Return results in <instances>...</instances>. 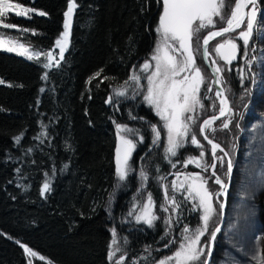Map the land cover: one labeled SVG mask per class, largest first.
<instances>
[{
  "label": "trees",
  "instance_id": "16d2710c",
  "mask_svg": "<svg viewBox=\"0 0 264 264\" xmlns=\"http://www.w3.org/2000/svg\"><path fill=\"white\" fill-rule=\"evenodd\" d=\"M13 2L47 15L25 19L9 14L6 22L18 27L0 28L26 50L41 52L40 57L29 60L0 51V80L3 81L0 83V264H102L108 257L111 238L101 232L99 223L107 218L114 221L124 245L120 257L126 264L133 261L142 264L144 260L154 263L170 256L181 241L184 225L193 229L198 223L197 213L190 211L192 206L187 201L176 196L182 202L179 222L173 216L168 236L164 235L166 226L160 214L151 228L123 223L129 208L127 199L137 188L133 177L124 183L129 185V191L121 192L113 206L109 204L116 187L112 163L114 125L139 127L145 138L141 145L145 151L149 145L148 128L142 122L151 121L152 115L144 109V119L136 102L106 101L152 50L161 1L74 0L77 7L73 10V26L63 59L55 56V41L64 31L68 0ZM259 5L264 9V0H260ZM24 28L28 31L18 30ZM49 51L53 53L54 63L45 69L42 64L47 62ZM199 63L211 79L201 59ZM248 69L244 70L246 80L240 94L233 92V99L229 96L235 112H240L249 101L252 71ZM97 72L100 76L89 82ZM45 73L48 79L42 80ZM104 77L109 79L104 80ZM41 88L45 89L43 93ZM222 124L217 123L216 127ZM239 131L233 125L227 131L207 135L222 147L225 136L228 145L224 150L230 153L236 146ZM22 132L24 135L17 144L14 137ZM41 132L46 135L40 136ZM37 136L39 139H34ZM199 140L202 143L201 138ZM158 163L154 161L153 168L157 166L162 170L163 166ZM215 171L226 180V175L218 168ZM245 178L251 180L249 176ZM46 180L50 181L51 191L41 197L40 188ZM155 200L158 210L162 198L158 196ZM240 202L239 207L247 204ZM109 206L114 209L110 208L108 213ZM239 211L242 208L232 209L231 216L236 218L237 224L228 230V244L238 240L244 244L250 239L249 234L241 230ZM219 219L211 230L219 224ZM211 230L200 242L204 248L200 264L206 257ZM2 236L25 245L42 261L29 258L20 247ZM220 238L216 240V250ZM169 240L175 243L165 248Z\"/></svg>",
  "mask_w": 264,
  "mask_h": 264
},
{
  "label": "snow or ice",
  "instance_id": "6c2138e0",
  "mask_svg": "<svg viewBox=\"0 0 264 264\" xmlns=\"http://www.w3.org/2000/svg\"><path fill=\"white\" fill-rule=\"evenodd\" d=\"M228 0H162V12L159 15L158 27L156 29L160 40H158L156 48L154 49L151 60L155 61L154 71L147 76V91L144 95V101H146L156 112V115L160 117L163 123V130H166V144L164 145L165 156L164 159L172 164V167H176V163H172L169 159L170 157H176L178 154V149L185 147V141L189 138V133L192 131V125L196 123V119L193 115H185L186 113H194L197 107L203 108L204 105L201 103L200 99V88L205 81V76L203 75L202 69L196 64V55L200 51L199 48L193 47V37L200 30L215 27L216 21L214 17H219L222 22L226 23L225 27L217 31H210L204 38L203 44L201 45L203 51L201 53L205 62H208L209 50L208 45L211 39L219 36H223L226 33L235 32L236 29H240L246 22V28L239 32L238 36L231 39H226L223 43L218 44L214 51L223 59L226 63L231 64V61L236 58L237 55V44L234 39H240L243 41L244 45V55L247 56L249 39L253 34L254 26L257 23V15L260 11L258 0H235L234 7L230 11V15L227 18L224 16V9ZM250 6V7H249ZM77 5L74 0H68L67 11L64 12V31L61 33L60 38L55 41L57 47H59V55L61 59L64 57V52L67 48L69 29L71 25V18L74 8ZM247 9V11H245ZM35 11L29 7L23 6L19 2H13V0H0V28L3 29H13L18 26L13 23L6 22V18L10 13H14L15 16H27L28 13ZM37 15L45 16L47 13L40 11ZM264 18V13L261 14ZM31 18V17H29ZM195 25V27H194ZM27 32L28 29H18ZM36 33L33 32V35ZM177 42L179 47H176L172 42ZM24 45L17 41L12 40L10 37H6L3 32H0V50L15 52L17 55H26L29 60L33 57H40L41 52H29L27 50L20 51L23 49ZM226 51H222L225 50ZM255 51V47L252 48ZM171 53H176L178 55H173ZM179 56V58H178ZM47 62L43 63L42 66L45 69L51 67L53 62V54L49 51L46 54ZM256 60L253 56L252 60L248 61L251 65L252 61ZM57 66L59 62H56ZM150 67L148 61L141 66V70H146ZM222 68L216 66V61H211V72L213 75L212 84L215 87V97L219 100L220 108L219 115H214L208 119H205L199 127V134L204 138L209 145H211L212 162L208 164L204 161L205 150L204 145L198 140L196 134L190 136V143L200 149L199 156H189L185 161V167L188 164H194L197 168H202L207 171L209 168L212 169L211 175L215 177L213 181L215 184L219 185L220 190L215 194L218 196H223L226 194L228 185L225 184L221 178L216 174L217 162L223 165V158L216 155L217 151L224 152V149L217 143L213 142V139L207 135V129H211L212 125L221 116H224L226 112L231 111L228 107L229 101L224 95L225 88L222 86L223 81L220 76ZM180 80L175 79L181 76ZM100 76V72H97L94 77ZM42 80H47L48 75L45 73L41 76ZM109 79L104 77V80ZM244 77L241 75V80ZM129 81L134 82L137 87H140V77L132 74L129 79L124 82L123 85H118L114 89V94L117 97H123L125 95V86L129 84ZM0 83H3L0 80ZM103 83V80L100 81ZM210 84L207 87V92L212 93L214 88ZM99 87V84H97ZM45 89L41 88L40 92H44ZM138 94V93H136ZM134 98V97H133ZM204 99H210L206 94ZM112 97L106 102H111ZM39 103V102H38ZM119 103V101H117ZM119 110V109H117ZM132 119L135 117L131 116ZM230 121H225L222 124L224 129L229 127ZM115 123V121H114ZM46 127V125H42ZM151 131L153 133L152 145L158 146L161 139V131L157 129L156 125L151 126ZM129 132L136 134L137 130L128 128L126 125L116 123V134H117V146L115 149V176L118 181H125L129 172L132 170L130 165V160L132 158V153L136 148V143L123 135V133ZM24 133L14 137L17 144ZM40 136H45L46 133L41 132ZM34 139H39V136L34 137ZM140 142H143V137H140ZM43 143V141H41ZM151 150V148H150ZM31 151V149H29ZM225 155L227 153L225 152ZM143 159V157L141 158ZM67 167V165H65ZM17 172L20 170L17 169ZM55 171V170H54ZM159 171V167H157ZM233 171V164L231 159L227 163V174L231 176ZM47 175V174H46ZM179 177L180 173H176ZM141 189L143 188L144 182L147 181V174L141 170ZM163 180L165 177H159ZM187 183V188L185 189V182ZM208 179L200 177L199 174L188 173L185 175V180L172 181V190L176 192L180 189L186 191L184 195V200L192 203V208L190 211L201 212L200 221L201 224L195 229H190V227L185 224L181 236L182 240L179 244L178 249L170 256L158 261V264H191V262L199 261L200 257L204 255V248L198 247L200 244V238L205 235L208 231L209 221L212 219L213 215L216 213V209L213 205V193L207 189ZM119 186V185H117ZM164 188V203L160 205L161 211L170 213L164 218L165 236H168L171 228L173 227L172 218L175 215L177 217V222H179V211L181 209V201H178L175 195L169 196L167 187L161 185ZM50 181H45L43 186L40 188L41 197L45 196V193L50 192ZM220 204L221 215L223 214L224 204L219 200L216 201ZM154 201L151 193H148L147 202L144 203L140 209V213L135 216L137 223L143 221L149 227L153 226V222L159 217L153 213ZM135 205L133 209L129 210L128 215L132 216L134 214ZM112 244L116 243V231L112 229ZM220 232V228L216 227L210 233V241H215L217 233ZM2 235V233H0ZM175 243V240H169L167 244L164 245L165 248L169 247L171 244ZM25 253H30L35 256L36 253L32 252L28 247L21 244ZM145 251H148L146 248ZM211 254V249H209V255ZM115 255L114 251H110L108 256L111 260ZM123 260V257H121ZM252 260L256 264H264V255L256 254L252 256ZM31 264V262H29ZM117 264H120L117 261ZM133 264H136L133 261ZM203 264H208L207 260Z\"/></svg>",
  "mask_w": 264,
  "mask_h": 264
},
{
  "label": "rangeland",
  "instance_id": "374dc122",
  "mask_svg": "<svg viewBox=\"0 0 264 264\" xmlns=\"http://www.w3.org/2000/svg\"><path fill=\"white\" fill-rule=\"evenodd\" d=\"M162 3V0H161ZM229 4L227 2L225 9H224V16L227 18L228 15H230V8ZM162 12V11H161ZM262 13H264V9L261 8L259 11V16L257 17V23L254 26V34L249 39V46L253 44L255 47L254 56L256 57V60L252 61L250 67L252 66V73L254 75L253 82H252V88H251V98L246 103L245 109H242L240 112L232 111L228 117L225 118L223 123L225 121L229 122V127L235 125L237 129H239L238 137L235 139L236 146L231 148V152L224 151L227 153L217 155L219 157L223 158V165L221 166L220 162H217L216 169L218 168L219 172L224 173L226 175V178L229 177L227 174V163L228 160L231 159L233 164V171H232V177H231V187L229 190V194L227 196V210L229 211L228 219H227V229L232 228L235 225V217H232V209H237V207L240 205V200H243L246 202L243 209L245 213H243L244 218L247 216V226L243 229V232H246L249 234L250 239L244 244H241L242 249L237 247V245H233V247H228L227 245V234L222 233L220 241L218 243V251L216 253V261H214L212 264H256L255 261L252 260V256L256 254L264 255V85L262 77L264 75V18H262ZM15 15L14 13H10ZM32 16H40L37 15V11H33L27 14V16H20L22 18H29ZM214 20L216 21L215 27H209L200 30L198 33H196L193 37V47L199 48L200 51L196 55V64L201 68L200 66V59H201V40L205 36L207 32H210L212 30L219 29L226 25L225 22H222L219 17H214ZM158 27V25H157ZM195 27V25H194ZM246 28V22L243 25V27L237 31L234 34L225 36L221 38L220 40L216 41L211 45L210 51H211V57L210 59L216 61V66L222 68V72L220 73V76L222 78V81L225 83H228L227 80L232 81L231 87L232 88H240L242 86H237L240 84V75L241 70L244 72L248 65V56L244 55V45L243 41L240 39H234V42L237 44V55L238 51L240 52V61L237 58L233 59L231 61V64L226 63L223 59L220 58V56L214 51L215 47L223 43L226 39L235 38L238 36L239 32L244 30ZM157 29V28H156ZM1 32V31H0ZM6 37H10L12 40L13 36L10 33L3 32ZM255 35V36H254ZM254 37V38H253ZM160 36H158L156 31V40L153 45L152 50L147 55V57L138 64L131 72L132 74H135L140 77V87H137V85L129 81V84L125 86V95L123 97H117L114 94V90L112 91V102L116 103L117 101H123L126 103L136 102V105L139 107V105H142L145 107V109L148 110V112L154 117L152 121H144L143 125H145L148 129L146 131L149 139V145L143 151L141 148L142 143L145 141L144 136H142V130L136 128L135 126H130V124H124L128 128L137 130L136 134L125 132L123 135L127 136L128 138L132 139L136 143V148L134 149L132 153V158L130 160L131 165V171L129 172L128 176L126 177L125 181L120 182L117 181V186L115 187V190L111 193L109 197V204L110 206L114 205L116 200L118 199L120 193L124 191H129L127 184L126 186L124 183L130 178L133 177V181L136 183V190L128 197L127 204L129 207L126 211V217L123 219V223L126 222L129 224H138L147 228L149 227L147 224H145L143 221L140 223H137L135 220V216L140 213V209L144 203L147 202V196L148 193L154 194L153 201L160 196L162 198V204L164 203V188L161 185H164L167 187L169 196L175 195V197H182L184 199V195H186V191L184 189H180L176 192H173L172 190V181H184L185 175L188 173L193 174H199L200 177L208 179L207 183V189L213 193L216 191V187L213 186L211 176L209 174V169L207 171H204L202 168H197L194 164H188L187 167H185V161L189 156H199L200 149L196 146L191 145L190 143V136L192 134H196L197 138L199 140L200 136L198 134L199 126L202 123V121L210 116H207L210 113H214L217 111V102L215 94L208 93L207 87L211 84V79L208 78V76L203 72V75L205 76L206 85H201L200 88V99L201 103L204 105V101L208 100L209 106L208 109L205 110V105L203 108L197 107L195 109L194 113H186L185 115H193L196 119V123L192 125V131L189 133V138L185 141V147L178 149V154L181 152L182 154L179 156L177 154L176 157H170L169 159L172 161V163H176V167L173 168L172 164L169 163L164 159L165 152H164V145L166 144V130H163V121L160 119L159 116L156 115L155 110L146 102L144 101V95L147 91V76L151 74L152 71H154L155 68V61L151 60V56L153 55L154 49L156 48L158 40H160ZM253 39V40H252ZM255 39V40H254ZM15 41V40H14ZM176 47H179L177 42H172ZM253 48V47H252ZM250 49V48H249ZM26 49H20V51H25ZM55 50L57 51L56 57L59 55V47H55ZM7 52L12 55H15L17 57L21 58H27L26 55H17L15 52ZM28 51V50H27ZM66 51V50H65ZM222 51H226L222 50ZM30 52V51H29ZM173 55H178L176 53H171ZM248 55L251 54V52L247 53ZM179 58V56H178ZM252 60V57H251ZM145 61H148L150 64V67L146 70H141V66L145 63ZM242 63V64H241ZM244 74V73H243ZM130 75V76H131ZM183 74L181 76L176 77L175 79L180 80L182 78ZM226 85V84H225ZM203 93H202V90ZM138 93V94H136ZM207 95L210 97V99H204V95ZM134 97V98H133ZM145 116L146 113L144 112ZM212 116V115H211ZM144 118V117H143ZM145 119V118H144ZM157 119V121L155 120ZM130 120V119H129ZM147 123V124H146ZM115 124V123H114ZM156 125L157 129L161 131V139L158 146L152 145V139H153V133L151 131V126ZM217 124H213L212 128L215 129V132H223L227 131V129H224L222 126L219 127ZM115 128V135H116V124L114 125ZM207 134L210 132H214L211 129H207ZM143 137V142H140V137ZM199 136V137H198ZM225 139V141H224ZM223 139V149L224 147H227L228 143L226 141V138L224 136ZM202 140V139H201ZM201 142V141H200ZM204 150H205V157L204 161L208 164H211L212 160L209 156L208 147L203 142ZM151 148V150H150ZM135 152H137L135 157ZM143 157V159H141ZM160 163H158V161ZM156 161V163L163 166L164 171L159 170L157 171L156 168H153L155 164L153 162ZM153 168V169H152ZM143 170L147 176L148 179L146 182H144L143 188L140 192H138V189H141V179H140V172ZM176 173H180L179 177L176 175ZM245 176H249L251 180H247ZM159 177H165V179L161 180ZM245 179L247 180L246 186H245ZM259 181V182H258ZM191 181L185 182V189L187 188V183H190ZM261 182V183H260ZM243 183V184H242ZM260 184V186H259ZM125 187H124V186ZM245 186V190L242 192V186ZM158 195V196H157ZM215 196H213V205L216 209V213L213 215L212 219L209 221L208 225V231L209 232L214 223H216L217 219H219V209L218 206L215 203ZM219 201H222L220 198ZM191 206L192 203L187 201ZM133 205H135L134 214L132 216L128 215L129 210L133 209ZM111 208V211L114 209V207ZM198 216V223L197 226L201 224L200 221V215L201 212L195 211ZM153 213L159 217V214L163 216L164 218L167 217L170 213H166L164 211H161V208L159 206L158 210L156 207V200L154 202L153 207ZM175 216V215H174ZM233 218V219H232ZM175 219V217H174ZM173 219V221H174ZM158 220V219H157ZM156 220V221H157ZM220 220V219H219ZM153 222L154 223L156 222ZM109 221V219H101L99 226L102 233L107 234L111 238V244H110V251H114L115 255L112 257V259H109V256L106 259L105 264H117V261L120 262V256L121 252L123 251L122 241L119 238L118 232L115 228V225ZM196 226V227H197ZM254 226L256 227L254 229ZM153 227V226H152ZM195 227V228H196ZM193 228V229H195ZM112 229H115L116 231V243L112 244L113 236H112ZM212 231V230H211ZM206 232V233H207ZM205 233V234H206ZM121 237V236H120ZM203 236L200 238V242ZM182 240V238H181ZM210 240V238H209ZM181 242V241H180ZM179 242V244H180ZM179 244L176 246V249L173 251V253L178 249ZM198 247H202L201 244L198 245ZM207 250V249H206ZM243 251V255L246 254V260L240 261L234 257L233 255L235 253H240L239 251ZM235 251V252H234ZM172 253V254H173ZM171 254V255H172ZM241 255V254H240ZM203 255L200 257L199 261L191 262V264H200L202 261ZM116 260V261H115ZM116 262V263H115ZM142 264H158L157 262L151 263L150 261L144 260ZM171 264H175V262H171Z\"/></svg>",
  "mask_w": 264,
  "mask_h": 264
},
{
  "label": "bare ground",
  "instance_id": "6f19581e",
  "mask_svg": "<svg viewBox=\"0 0 264 264\" xmlns=\"http://www.w3.org/2000/svg\"><path fill=\"white\" fill-rule=\"evenodd\" d=\"M161 1V0H160ZM234 1V3H235V0H233ZM234 3H233V5L231 6V7H229L230 8V11H231V9H232V7H234ZM258 3L260 4V0H258ZM250 7V6H249ZM259 7H260V9H261V6L259 5ZM228 9V8H227ZM161 11H162V3H161ZM245 11H247V9L245 10ZM259 13V12H258ZM161 14V13H160ZM259 16V14L257 15V17ZM244 25V24H243ZM243 25L241 26V28L243 27ZM72 26H73V21H72ZM226 26V25H225ZM225 26H223V27H225ZM222 28V27H221ZM221 28H219V29H221ZM240 28V29H241ZM219 29H216V30H212V31H217V30H219ZM240 29H236V31L235 32H231V33H229V34H226V35H223V36H220V37H217V38H215V39H213L210 43H209V45H208V50H209V58H208V62L210 63V65H211V61H212V59H210V57H211V51H210V47H211V45H213V43H215L216 41H218V40H220L221 38H223V37H225V36H228V35H231V34H234V33H236L237 31H239ZM71 30H72V28H71ZM209 32H207L206 34H205V36L208 34ZM70 34H71V31H70ZM253 34H254V31H253ZM204 36V37H205ZM255 36V35H254ZM203 37V38H204ZM69 38H70V35H69ZM254 38V37H253ZM253 40V39H252ZM255 40V39H254ZM69 41V40H68ZM202 41H203V39L201 40V43H200V45L202 44ZM252 47H253V44L251 45V47H248V53L249 52H251V54L250 55H248L247 54V56L249 57H253L254 56V51L252 50ZM250 48V49H249ZM67 49V48H66ZM53 54V53H52ZM59 57H60V55H59ZM61 58V57H60ZM237 58L239 59V61H240V52L238 51V55H237ZM143 61V60H142ZM201 61H202V59H201ZM53 64V63H52ZM202 64H203V62H202ZM242 64V63H241ZM204 66V65H203ZM205 67V66H204ZM207 70V69H206ZM249 71H252V66L250 67V65H249V69H248ZM243 73L244 72H242V70H241V75H243ZM210 75V74H209ZM241 75H240V80H239V82H240V84L239 85H237L238 87L239 86H243L244 85V81L246 80H241ZM243 77H244V75H243ZM253 77H254V75H253V73H251V88H252V82H253ZM211 78V77H210ZM262 80H263V85H264V75H263V77H262ZM227 82H229V80H227ZM205 84V83H204ZM203 84V85H204ZM211 84H212V78H211ZM212 86H213V84H212ZM224 88H225V93H224V95L227 97V99H228V101H229V108L231 109V111H229V113H228V115H230L231 114V112L233 111L232 110V108H231V100L229 99V96H230V98L231 99H233V92H237V93H239L240 94V88H232V87H229V88H226V85H225V82H223V85H222ZM214 88V87H213ZM251 88L249 89L250 90V94H249V100H250V98H251ZM213 93L215 94V89H214V91H213ZM216 102H217V107H218V109H217V111H216V113L215 114H213L212 116H214V115H218L219 114V108H220V104H219V100L216 98ZM245 107H246V104H245V106L243 107V109H245ZM228 115L226 116V117H228ZM212 116H210V117H212ZM225 117V118H226ZM208 118V117H207ZM225 118L224 119H222V120H220V121H217V122H215V124H217V123H220V122H223L224 120H225ZM206 119V118H205ZM204 119V120H205ZM198 134H199V131H198ZM200 136V135H199ZM201 138V137H200ZM204 142V141H203ZM214 142V141H213ZM205 143V142H204ZM214 143H216V142H214ZM206 144V143H205ZM218 144V143H217ZM114 146H115V141H114ZM206 146H207V144H206ZM221 146V145H220ZM208 147V146H207ZM225 151V150H224ZM113 152H114V150H113ZM208 152H209V147H208ZM217 153H220V154H225V152H220V151H217ZM216 153V154H217ZM219 154V155H220ZM209 156H210V152H209ZM211 158V157H210ZM212 160V159H211ZM112 163H113V168H114V175H115V166H114V155H113V157H112ZM219 176V175H218ZM220 177V176H219ZM231 177H232V174H231V176H229V177H227L226 178V180H224V179H222L221 177V180L225 183V184H227L228 185V189H227V192H226V194H225V197L227 198V196H228V194H229V190H230V187H231ZM115 179H116V185H117V178H116V176H115ZM211 180H212V184H213V186H215L216 187V191H215V193H214V195L213 196H216L215 194L220 190V188H219V185H217V184H215L213 181L215 180V178H213V177H211ZM247 182V180L245 179V183ZM114 191V190H113ZM224 196V195H223ZM222 199V196H219V198L218 199ZM117 201V200H116ZM220 202H222V201H220ZM216 203V202H215ZM225 203H226V205H225V224H224V226L222 227V229L220 230V232L218 233V235L216 236V240H217V238H219V237H221V235H222V233H224V234H229L228 233V230L230 229H227V225H226V223H227V219H228V215H229V211L227 210V199H226V201H225ZM216 205H217V203H216ZM218 206V205H217ZM239 210H240V208H242V211H239V213H240V215H239V221H241L242 220V228H241V230H243L247 225V221H246V217L244 218V216H243V213H245L244 211H243V209H245V207L244 206H238L237 207ZM218 209H219V206H218ZM219 213H220V209H219ZM219 218H220V216H219ZM237 221V220H236ZM246 221V222H245ZM220 223V222H219ZM237 223H235V225H236ZM219 225V224H218ZM217 225V226H218ZM234 225V226H235ZM216 226V227H217ZM240 230V231H241ZM227 238V237H226ZM216 240L214 241V248H213V251H212V253H211V263H212V261H216V258L217 257H215V259H214V255H215V253H217L216 251H218V249L216 250V248H215V243H216ZM245 241V240H244ZM245 243L246 242H244V245H245ZM17 244V246L18 247H20V245L21 244H19V243H16ZM242 244V243H241ZM241 244H240V242H239V240H238V242L236 241V242H233V244H228V241H227V245H228V247H233V245H237V247H239L240 249H242V246H241ZM208 247H209V243H208ZM208 247H207V252H206V257H205V259H204V261L206 260V258H207V256H208ZM22 247H20V249H21ZM23 249V248H22ZM21 249V250H22ZM24 250V249H23ZM22 250V251H23ZM24 253H25V251H23ZM235 252V251H234ZM240 253L238 254V253H235L233 256L235 257L236 256V258L238 259V260H240V261H244V260H246L247 258H246V254H244L243 255V251L241 250V251H239ZM29 258H31V259H37L38 261H42V259L40 258V257H37L36 255L35 256H32L30 253H25ZM241 254V255H240ZM246 258V259H245ZM214 259V260H213ZM106 263V260L102 263V264H105ZM126 264L127 262H124V259L123 260H121L120 259V264Z\"/></svg>",
  "mask_w": 264,
  "mask_h": 264
},
{
  "label": "water",
  "instance_id": "95a60500",
  "mask_svg": "<svg viewBox=\"0 0 264 264\" xmlns=\"http://www.w3.org/2000/svg\"><path fill=\"white\" fill-rule=\"evenodd\" d=\"M65 20V19H64ZM72 21H73V14H72V18H71V25H70V29H69V35H70V31H71V28H72ZM226 34H229V33H226ZM226 34H224V35H226ZM220 37V36H219ZM217 38V37H216ZM215 39V38H214ZM68 40H69V36H68ZM213 39H211L210 41H209V43L212 41ZM202 44H203V41H202ZM201 44V45H202ZM202 51H203V49H202V47H201V53H202ZM201 59H202V62H203V65L205 66V68L207 69V71H208V73L210 74V76H211V78H212V80H213V75H212V72H211V65H210V63L209 62H205V60L203 59V57H202V55H201ZM52 63H54V58H53V62ZM213 87H214V89H215V85L213 84ZM228 107H229V105H228ZM228 113H229V111L228 112H226L225 113V115L224 116H221L218 120H216L215 122H217V121H220V120H222V119H224L227 115H228ZM219 115V114H218ZM217 115V116H218ZM208 118H210V117H208ZM208 118H206V119H208ZM204 121V120H203ZM203 121H202V123H203ZM214 122V123H215ZM201 123V124H202ZM200 124V125H201ZM200 127V126H199ZM199 131V130H198ZM200 135V134H199ZM201 137V139L207 144V146L209 147V152H210V157H211V159H212V154H211V145H209L208 143H207V141H205L204 140V138L202 137V136H200ZM114 141H115V146H114V152H113V155H114V166H115V149H116V146H117V143H118V141H117V134L115 135V137H114ZM211 173H212V169L210 168L209 169V174H210V176L211 177H213L212 175H211ZM213 178H215V177H213ZM219 198V196L217 197V196H215L214 197V199H215V202L217 201V200H219L218 199ZM225 201H226V197H225V195L224 196H222V202L221 203H223L224 204V209H223V214L221 215V210H220V223H219V225L217 226V227H219L220 228V230L222 229V227L224 226V224H225V205H226V203H225ZM217 203V202H216ZM217 205L219 206V209H220V204L219 203H217ZM219 233V232H218ZM218 233H217V235H218ZM5 240H7V241H10L11 243H13V244H16L15 242H12L10 239H8L7 237H4V236H2ZM17 245V244H16ZM213 248H214V241H210L209 240V247H208V256H207V258H206V260H207V262H208V264H211V254L209 255V249H211V253H212V251H213ZM22 249V248H21ZM23 250V249H22ZM24 251V250H23Z\"/></svg>",
  "mask_w": 264,
  "mask_h": 264
},
{
  "label": "flooded vegetation",
  "instance_id": "af4514ba",
  "mask_svg": "<svg viewBox=\"0 0 264 264\" xmlns=\"http://www.w3.org/2000/svg\"><path fill=\"white\" fill-rule=\"evenodd\" d=\"M233 3H234V1L233 0H228V4H229V7H231L232 5H233ZM229 7H227V8H229ZM232 81H229L228 83H225L226 84V88H229V87H231V83ZM204 85H206V83L204 84ZM202 87V86H201ZM202 90V89H201ZM202 93H203V90H202ZM204 105H205V110L206 109H208V106H209V103H208V100H205L204 101ZM140 110H141V116H143L144 117V112H145V107L144 106H142V105H139V107H138ZM155 117V116H154ZM153 116H152V119H151V121L153 120V118H154ZM156 121H157V119H155Z\"/></svg>",
  "mask_w": 264,
  "mask_h": 264
}]
</instances>
